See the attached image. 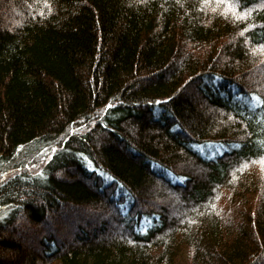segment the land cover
Returning a JSON list of instances; mask_svg holds the SVG:
<instances>
[{
	"label": "trees",
	"instance_id": "1",
	"mask_svg": "<svg viewBox=\"0 0 264 264\" xmlns=\"http://www.w3.org/2000/svg\"><path fill=\"white\" fill-rule=\"evenodd\" d=\"M0 264H264V0H0Z\"/></svg>",
	"mask_w": 264,
	"mask_h": 264
},
{
	"label": "rangeland",
	"instance_id": "2",
	"mask_svg": "<svg viewBox=\"0 0 264 264\" xmlns=\"http://www.w3.org/2000/svg\"><path fill=\"white\" fill-rule=\"evenodd\" d=\"M42 159H43V157H40V159H39V156L35 159V161L34 160H32V163H35V168H37L40 164H41V162H42ZM37 169H39V168H37ZM97 216V215H96ZM88 218H90V221H91V223H93L94 224V226H95V224L98 226L99 224V221H101V219H103V217H101V218H99L98 220H97V218H95V216H92V214H90L89 216H88ZM25 224L26 225H28V226H26V229L25 228H20V227H22V226H20L19 228H20V230H18L17 232H16V234H15V237H17L16 235H19L18 237H19V239H20V241L21 242H23L22 244L24 245V247H25V250H27V251H30L32 248V250H35V251H39V248L37 247V246H34V245H32V248H31V246H29L27 243H25V241L26 240H24V238L25 239H27V240H29L30 238H29V235H31L32 236V233L30 232V230H29V228L28 227H30V223H27L26 221H24V223H23V226H25ZM86 231L89 233H91V229L90 228H87L86 229ZM118 231V230H117ZM9 232H11V231H9ZM111 232H113L112 230H110V229H108V233L107 234H103L104 236H108V235H110V234H113V233H111ZM21 235H23V236H21ZM28 235V236H27ZM100 235V234H99ZM17 237V238H18ZM72 241H74L73 239H70V241H69V243H72ZM76 241V240H75ZM72 244H74V242L72 243Z\"/></svg>",
	"mask_w": 264,
	"mask_h": 264
}]
</instances>
